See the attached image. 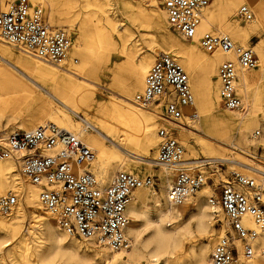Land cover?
<instances>
[{
    "label": "bare ground",
    "instance_id": "bare-ground-1",
    "mask_svg": "<svg viewBox=\"0 0 264 264\" xmlns=\"http://www.w3.org/2000/svg\"><path fill=\"white\" fill-rule=\"evenodd\" d=\"M144 1L104 0L100 3L98 0H82L83 8L94 7V11L86 14L88 22H83L78 29L76 44L72 48L78 54L79 61H73L74 65L70 62L66 66L63 63L54 66L18 51L19 56H11L8 50L10 46L4 48L5 45L1 44L0 39V133H3L0 138L15 129L27 132L45 124L79 135L91 150L90 171L101 185L110 183L117 173L138 176L131 171L134 165L148 168L149 160H146L145 155L152 151L155 145L154 114L157 115L161 104L155 106L153 112H149L134 104L132 97L143 88L145 76L154 60L151 55L169 53L179 62L191 80L203 79L205 82H210V76L215 75L216 66L221 61L231 60L233 56L231 53L215 52L211 57L204 58L192 45L196 39L191 41L190 45L182 47L183 45L180 46L170 39L158 38L148 45L149 55L141 53L128 58L126 43L133 34L124 27L123 30H118L123 24V19L129 20L134 26L139 25L140 20L148 19L152 21L156 33L169 27L163 9L160 12L146 9ZM149 1L152 6L157 4L156 0ZM5 2L6 0H0L1 8ZM239 3L256 8L264 15V1L261 0H217L214 11L207 12V8L204 10L197 32H216L213 31V25H216L219 31H225L241 44L246 42L257 25L241 28L237 18L234 15L233 19L230 17L232 10ZM49 5L51 10L58 8L55 3ZM101 5L104 7L102 15L105 25L95 18V10L103 9L99 8ZM114 38L121 41L119 53L127 56L128 61L124 79L115 82V86L108 89L94 81L90 75L89 64L93 59H97L94 56L95 48L108 53L116 50ZM259 49L264 48L260 46ZM101 58L108 60V57ZM249 77L250 74L246 71L237 74L236 87L243 106L242 113L238 115L234 113L238 110H227L230 113L224 112L210 116L209 120H203V128L211 131L221 145L227 142L232 126L242 137L249 131L251 118L248 116L250 110L255 108L252 97L249 98L248 86L253 84L256 87L253 94H259V87L264 83V64L260 65V69L254 74V80L251 81ZM98 88L108 91L111 96L108 104L96 110L94 120L80 116L82 107L90 108L93 105L95 90ZM261 95L264 98V90ZM212 100L213 105L219 108V97L214 94ZM84 122L91 127V132L84 130ZM170 124L183 136V125L178 122ZM255 126H258L257 122ZM221 145L202 144L201 149L207 156L219 154L208 156L207 159L234 161L219 152V149L227 151ZM228 152H235L238 156L251 159L250 161L254 160L241 151L232 149ZM257 163L254 162L252 166L241 164L264 170V167H256ZM160 179V194L150 193V198L157 207L156 218L151 219L142 208L141 204L146 196L136 195L144 189L133 192L127 206L130 223L126 233L132 240L130 248L127 251L115 252L98 248L91 242L81 243L60 230L45 211L43 215L40 214L42 208L38 201L39 188L30 185L28 180H23L15 172L11 162L1 163L0 196L11 186L10 190L16 192L18 201L9 217L0 214V260L4 257L11 258L16 253L20 261L14 264H53L56 260L68 264H207L211 248L209 242L203 239L212 236L209 220H213L221 212L219 205H208L207 200L211 194L208 190L205 192L206 197H190L181 206L170 207L166 200L167 189L172 184L170 172L161 171ZM26 214L32 221L25 234H22ZM182 219H186L184 223L169 228L170 221ZM138 222L142 223L137 226ZM243 224L245 228L257 234L253 247L254 244L258 245L260 255H241L242 245L236 242L239 254L235 264H264V229L259 231L248 219H244ZM222 233L220 229L218 234ZM196 237L202 241L197 246L191 245L189 251L183 255L185 244L193 242ZM242 256L243 261L239 262Z\"/></svg>",
    "mask_w": 264,
    "mask_h": 264
},
{
    "label": "built area",
    "instance_id": "built-area-1",
    "mask_svg": "<svg viewBox=\"0 0 264 264\" xmlns=\"http://www.w3.org/2000/svg\"><path fill=\"white\" fill-rule=\"evenodd\" d=\"M209 2L163 0L162 9L169 28L184 41L196 39L199 49L207 54L231 53L233 59L223 61L217 69L218 97L225 110L243 111L236 89L237 74L257 68L259 60L252 48L235 44L227 34L211 31L198 36ZM237 17L243 23L254 19L247 6L238 9ZM0 39L14 50L51 65L62 62L72 48L68 31L48 26L41 8H32L25 0L0 11ZM133 102L142 109L161 104L160 119L171 123L179 122L182 111L193 105L189 78L171 54L155 57ZM84 130L92 131L87 124ZM262 134L264 124L251 138ZM156 136V155L149 166L170 172L172 184L166 192L170 207L181 206L207 186L211 192L208 205L218 204L226 218L230 231L212 247L207 264H233L239 254L236 242L243 243V255H254L257 234L245 228L243 221L248 219L259 231L264 229V170L237 160L203 157L186 161L173 129L159 126ZM90 158L91 150L79 135L51 124L0 138V164L11 162L39 188V204L60 230L100 248L126 251L130 248L127 206L133 192L154 187V178L117 173L102 186L90 172ZM16 204L17 197L8 191L0 197V213L10 214Z\"/></svg>",
    "mask_w": 264,
    "mask_h": 264
},
{
    "label": "rangeland",
    "instance_id": "rangeland-1",
    "mask_svg": "<svg viewBox=\"0 0 264 264\" xmlns=\"http://www.w3.org/2000/svg\"><path fill=\"white\" fill-rule=\"evenodd\" d=\"M15 1H17V0H6L3 8L0 7V11L5 12L8 5L15 2ZM98 1L101 3L104 0H98ZM156 1H157V4L152 6L151 2L149 0H145L143 3L144 7L146 9H149V10H156V11L160 12L162 9L163 0H156ZM261 1H264V0H261ZM25 2L29 6H31L32 8H35V7L41 8L42 13L44 15V18H45L48 26H50L52 28L67 30L71 36L72 46H74L76 44V38L78 36V29H79L80 25L83 22H88V20H89L87 18L86 14L94 11V7H90L88 9L83 8L82 7V0H42L40 2L38 0L35 2H31L30 0H25ZM216 2H217V0H210L209 6L207 7V12L208 11L212 12L215 10ZM52 3H55L56 7H58V8H56L55 10H51V8H50L51 6L49 4L52 5ZM242 6H247V5L244 3L237 4L235 6V8L232 10V14L230 15V17H232V19H233L234 17L232 15H234L237 18L238 24L241 28H250V26H252V25H257L255 28V31L249 35V38L246 42L241 44L239 42V40L234 39L225 31H219L217 29L216 25H213V31L216 30V32H218V31L223 32L224 34H227L235 44H237L239 46H243V47H250L254 50V52L257 55L258 60H259V62H258L259 67L257 66V68H255V69H252L250 71H246L247 73L250 74L249 78L252 81L255 79L254 74L256 72H258V69H260V65L264 64V57H263L264 56V49L263 50L259 49L260 46L264 48V15L260 14L258 9L248 6V8L253 13L254 19H253V22H251V23H243L237 17V11ZM99 8H103V9H102V11L97 10V9L95 10V18L100 20L101 24L105 25V23H104L105 20L103 19V15H102V12H104V7H102V5H101ZM254 21H255V23H254ZM123 27L126 30H130V32L133 34L132 38L126 43V45H127L126 46V50H127L126 53H128V55H129L128 58L133 57L135 55H139L141 53H143V55H149L150 53L147 51L148 45L151 42H153V40H158V38L170 39L172 42H174L180 46L183 45L182 47H186L187 45H190V43H191V42L184 41L176 32L171 30L169 27L164 28V29L158 31V33H156L154 31L152 21H149L148 19L140 20V24L137 26H134L129 20L123 19V24H122V26H120L118 28V30H123L124 29ZM205 32H211V31H205ZM205 32H201L200 34L198 33V36L205 33ZM1 44H4V43L1 42ZM121 44H122L121 41L115 39L116 50L114 52H110V53H108L106 51H98L97 48H95L94 56L97 57V59L92 60V62L89 64V69H90V75L92 76L94 81H96L100 86L111 89L115 86L114 85L115 82H121L124 79V77L126 75V67H127L128 59L126 58L127 56L121 55L119 53ZM4 45L5 46L2 45L4 48L6 46H8L6 44H4ZM192 45H194L196 47V50L198 51L200 56H202L204 58H209L212 56V54H207V53H204L202 50H200L198 45H197V41L195 43H192ZM11 48L12 47H9V49H8L10 52V55L11 56L13 55L16 57L19 56V53L16 50H14L13 48L12 49ZM216 54H219V53H216ZM156 56H157V54H152L151 58L155 59ZM101 57H108V60L106 58L103 59ZM73 61H75V62L79 61V56L75 52V50L73 48H71V50H70L69 54L66 56V58L62 62H60L58 65L63 63L66 66V64H68L70 62H72V64H73ZM222 62L223 61H221L216 66V73H215V75L212 74L210 76V82L209 81L205 82L203 79L197 81L195 78H193V80H191L189 78L188 74L186 73V71L183 69L189 78L190 88H191V92H192V95L194 98L193 105L188 107L187 110L185 109L182 111V118L178 122L179 125H183V128L185 129L184 132L182 133L183 136H180L179 131L172 124H170V122L167 123V122L160 119V115L162 114V109L158 108L157 109V111H158L157 115L154 114V121L156 124V130H155V140L156 141H155V145H154L153 150L148 152L147 155H145L147 158L146 160L150 161L156 155V149H157V143H158V139L156 138L157 137L156 132H157V128L159 126H165L166 128H172L175 131V138L178 141L179 145L183 149V157L185 160H187V159H189V160L200 159L203 157L207 158L208 156H219V154L208 155V156L205 155L201 149V145L202 144L212 145V146H213V144L221 145V143H219V141L215 140V136L213 135V133L211 131L207 130L206 128H203V123H204L203 120L204 119L209 120L210 116L214 117V116L219 115V114L224 113V112L230 113L221 106L220 102H219V108L217 106L213 105V100H212L214 94L218 97L219 85H218L216 77H217L218 66ZM176 63L179 64L178 61H176ZM54 66H56V65H54ZM208 83H209V85H208ZM237 83H238V80H237ZM248 88H249V90H248L249 98L252 97V100H253L252 103H254V108H255V109L252 108L250 110V113L248 116L251 118V124L248 127L249 131L245 134L244 137H242L239 135L237 130L235 131L234 126H232V129H230V136L228 137L227 142L224 145H221L222 147L226 148L227 151H225L223 149L220 150L219 148H217L215 146L214 147L216 149H219V152H221L222 154L224 153L226 155V157H230V159H232V160H237L240 163H244V164H247L250 166H252L254 164V162L255 163L260 162V163H257L258 165L256 164V167L262 168V167H264V134H262L261 136H259L256 139H252L251 135L255 130L261 128L262 124H264V98L261 95L262 91L264 90V83L259 87V92H258L259 94H257L256 96L253 94V91L256 89V87H254V85L251 84L250 87L248 86ZM236 89H237V87H236ZM136 93L137 92H135L134 95ZM110 97L111 96L109 95L107 90H105L103 88L96 89L95 94H94V98H93V102H92L93 105L90 108L82 107L80 109L79 115L80 116L83 115L84 117L87 116L93 120L96 119V116H95L96 110L100 106L107 105ZM154 107H155V105H153L149 108H145L144 110H147L149 112H153L152 110ZM234 113L239 115V113H242V111L238 110L237 112H234ZM256 122L258 124L257 127L255 126ZM12 123L13 122H11V125H13ZM13 132H23V131L15 129L12 132H8L6 134V136L13 133ZM2 135H3V133H0V136H2ZM6 136H4V137H6ZM106 145H109V144L106 143ZM232 149L234 151H237V152L241 151L245 155H248L249 157L254 158V160L250 161L251 159L238 156V154H236L235 152H233L234 154L231 152H228ZM193 154H195V156ZM88 164H89V167H91L90 162ZM149 167L150 166H148V168ZM230 167H232V166H230ZM131 168H132L131 171L135 174H138V176H141V177L151 176L154 178V187L153 188L144 189L143 191L138 192L136 194V195L144 194V196H146V198L143 201V204H141V205H142V208L145 211L146 215L154 220L156 218L157 207L155 206L152 199L150 198V193L154 192V193L160 194V188H161V183H162L161 179H160V172L163 170L160 168H153V167L148 169L147 167L142 166V165H134ZM14 170L16 173H18L21 176V178H23V180L27 181V179L21 175V173L18 171V169L15 166H14ZM235 170H236V168H235ZM27 182L31 185V183L29 181H27ZM107 184H109V182L106 184H103L102 186H105ZM10 189H11V186H9L7 188L6 193L8 191H11ZM208 190H210V188H206L204 186L198 193L195 194V196L193 198L196 199L200 195L201 196L204 195V197H206L205 192H207ZM202 191H204V192H202ZM13 193L17 197L16 192L14 191ZM203 200H205V199L203 198ZM191 201H192V199L190 200V202ZM162 202H163V200H162ZM190 208L191 207L189 206V209ZM39 212L42 215L44 213V211L42 209ZM10 214H7V215L1 214V215L3 217H9ZM47 215L49 216L50 220L53 222V218L48 213H47ZM185 220L186 219H182L179 221L178 220H172L168 223V224H170L169 228L170 227L171 228L177 227V226L181 225L182 223H184ZM31 221L32 220H31L30 216L26 214L24 217V220H23V224H22V226H23L22 227V229H23L22 234H25L26 229L29 226V224L31 223ZM209 222H210V226H211V230H212V236L209 238H204L203 241L209 242L210 248L212 249V247L215 245L217 240L219 238L223 237L226 232L230 231V229L228 227L226 218L224 217L222 212L218 213L216 215V217L213 218V220L210 219ZM141 223L142 222H138L136 225L139 226ZM220 229L223 232L222 235L218 234ZM127 237L129 238L130 244H131L132 240H131L130 236L127 235ZM256 238H257V236H256ZM201 241H202V239H198V237H196L193 242L186 243L184 246V249H183V255H185L189 251L191 245L197 246L198 243H200ZM80 242L82 243L83 241H80ZM240 243H241L242 248H243V243L242 242H240ZM254 246H255L256 251H257V252L255 251V254L260 255L258 245L254 244ZM96 247H98V246H96ZM98 248H100V247H98ZM97 250H99V249H97ZM5 251H6V249L3 252L4 254H5ZM240 254L242 255L243 251ZM236 259L237 258L235 257L233 264H235ZM19 261H20V259H19L18 255L16 253H14L11 258L4 257L3 260H0V264H14V262H19ZM238 261L239 262L243 261V256ZM53 264H68V263L63 262L61 260H56ZM141 264H144V263H141Z\"/></svg>",
    "mask_w": 264,
    "mask_h": 264
}]
</instances>
